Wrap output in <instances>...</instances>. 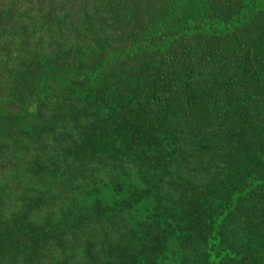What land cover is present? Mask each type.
<instances>
[{"label":"rangeland","instance_id":"374dc122","mask_svg":"<svg viewBox=\"0 0 264 264\" xmlns=\"http://www.w3.org/2000/svg\"><path fill=\"white\" fill-rule=\"evenodd\" d=\"M183 1L185 0H174L173 12L167 17L151 21H146L145 17L140 19L149 24L135 27L136 34L131 38H121L115 55L118 58L116 63L124 62L129 51L142 53L141 50L148 51L147 47H159L156 53L135 65L140 67L139 74L126 78L124 85L128 89H124L117 87V72L107 75L101 73L98 67L90 68L79 63L76 65L72 58L66 61L59 57L65 47L59 27L54 28V11L52 9V14L42 15L35 6L40 3L51 4V0H0V60L8 58L3 63L11 68L14 76V82L7 90L12 91L13 87L19 90L31 88L36 89L35 93H44L47 96L48 111H54L55 116L63 122L71 120L74 125L81 127L78 129L80 142L67 148L70 157L66 167L75 170L94 161L99 163L104 157L112 159L117 166L122 162L126 164L124 177L116 182L95 185L91 180L92 184L88 183L78 190L72 189L77 195L71 197L73 205L65 212L58 211L64 212L65 216L59 221L62 229L73 227L90 216L94 217L95 222L102 223L104 218L118 220L115 215H123L131 234L141 235L137 239L141 245H128L122 240L108 239L111 244L106 242L103 246V258L98 262L100 264H141L140 254L144 251L155 256L150 264H199L203 261L204 258L192 260V253L188 248L173 242L177 231L173 225L177 226L180 220L173 221L167 207L157 205L148 197L153 191L148 187L161 179V173L177 190L175 195L181 196L180 207L183 210H177L179 214L174 213L173 217H184L182 223L187 228L192 227L194 221L204 235L220 212L229 213L228 207L219 208L220 204L213 207V200L221 201L223 205L226 203L237 212L239 208L236 206L240 203L241 196H246L247 190L259 187L264 175L262 165L254 158L248 160L241 157L236 164H228L233 160L231 156L224 158L225 150L220 148L225 146L228 139L241 146L239 142H243L245 131L236 116V102L233 103L231 97L228 96L218 110L200 99V90L208 84L197 78L199 68L191 72L190 82L182 90L184 100H190V105L191 101H200L199 110L185 108L180 115L168 118L163 113L157 115L158 109H165L167 103L172 106L181 101V94L178 102L174 103H171L172 94H157L154 88L158 85L154 83L164 80L161 81V77L155 73H149L150 69L163 60L162 53L172 43L178 42L182 47L190 48L189 52L196 60L205 58L207 62L213 61V64L236 51L222 37V29L201 30L203 35L212 31L216 34L213 41L204 42L195 23L184 24L183 19L190 16L189 13L194 14L200 9L193 11L192 5L187 7ZM255 1L244 2L242 7ZM256 10L248 15L264 11L262 8ZM200 15L204 17L203 13ZM29 54L33 58L31 61ZM100 54L101 51L94 54L93 60L98 59ZM217 72L219 71L213 67V71L208 70L204 75L209 83H213V87L220 84ZM74 74L78 75L76 81ZM151 76H154L152 82L149 79ZM137 80H140L139 84ZM150 84L152 85L149 86ZM191 88L196 92L194 96H198L196 100L193 93L190 96ZM7 95V98L4 96L0 99L3 103L0 129L11 132L18 128L22 135L25 131L22 126H25L28 118L37 115L40 106L29 107L28 113L18 117L23 113L25 103L18 92L10 96V100V94ZM83 108L93 111V118L86 119L88 126L82 123ZM154 118L157 121L152 130L141 137L144 133L138 129ZM224 123L226 127L223 126ZM235 128L239 133L233 135ZM221 133L224 135L221 136ZM40 134L44 137L48 135L46 130ZM229 146L230 144L226 145ZM132 170L136 171L135 181L129 179ZM249 176L251 177L248 179ZM241 184L246 187L240 186ZM239 186L242 191L234 193ZM212 188L213 198L210 196ZM183 197L188 198L186 204ZM257 198L260 199L259 194ZM14 210L12 217L15 216L17 207ZM245 211L242 223L238 221L239 226L233 231L236 235H242L240 231L250 234L253 226L261 227L260 218L264 216L262 210L253 211L254 214L252 211L250 213L249 208ZM7 217L9 219L10 215ZM51 221L52 219L47 220L39 227V233L26 236L22 232L15 233L11 228L2 229L0 242L4 245L5 252L0 256V264H20L16 256L27 257L23 264H65L52 258L44 250L46 246L40 233L55 230L47 229ZM144 222L147 225L142 224ZM153 224H157L158 228L152 227ZM118 225L121 231L122 223L118 221ZM164 227L168 229L166 232H163ZM165 233L166 237L163 236ZM22 240L27 242L22 245ZM240 245L229 248V251L236 248L235 252L246 253L248 247ZM170 255L178 260L170 258ZM75 256V261L81 258L80 254ZM235 257L236 255L231 259L234 260Z\"/></svg>","mask_w":264,"mask_h":264},{"label":"trees","instance_id":"16d2710c","mask_svg":"<svg viewBox=\"0 0 264 264\" xmlns=\"http://www.w3.org/2000/svg\"><path fill=\"white\" fill-rule=\"evenodd\" d=\"M247 1L249 0L183 1L187 7L192 5L193 11L196 9L202 11L189 13L190 16L183 19L184 24L195 23L196 30L202 35L204 42L213 41L216 34L212 31L203 35L201 30L222 29V37L236 51L213 64V61L207 62L205 58L196 60L191 56L190 48H184L178 42H174L167 51L162 53L163 60L150 69L149 73H155L161 77V81L164 80V82L154 83L158 85L154 88L157 94H172L171 103L178 102L181 94V101L172 105L177 106L176 108L167 103L165 109H158L157 115L163 113L168 118L180 115L185 108L193 107L199 110L200 101L198 103L191 101L190 105V100L185 101L182 93L186 84L190 82L191 72L199 68L200 74L197 78L205 80L208 84L206 88L200 90V99L207 101L218 110L223 101L228 96L231 97V101L236 102L234 104V107L238 109L236 116L245 131L242 137L243 142H239L241 146L237 145L238 142L234 143L228 139L225 146L220 148L225 150L224 158L232 157L233 160L228 164H236L241 157L248 160L254 158L264 169V11L248 15L252 10L264 9V0H256L242 7V4ZM35 6L42 15L52 14V9L54 11V28L59 27L65 47V51L59 54L60 58L66 61L72 58L76 65L79 63L90 68L98 67L101 73L107 75L117 72V87L128 89L124 85L126 78H133L139 74L140 67L135 65L144 61L150 54L156 53L159 47L154 49L147 47L150 53L146 49L141 50L142 53L135 50L129 51L124 62L116 63L118 58L115 55L121 38L134 36L135 27L148 25L149 22L146 21L171 15L174 0H51V4L40 3ZM202 13L203 18L200 15ZM144 17L146 21L140 20ZM129 21L132 22L128 23ZM99 51L102 54L98 55L99 58L94 61L93 55ZM6 60L8 58L0 60V99L4 96L7 98V94H10V100V96L18 92L26 106L18 117L28 113L29 107L40 106V109L37 115L28 118L25 126H22L25 130L22 135L18 128L11 132H3L0 129V234L2 229L6 228L15 230V233H25V236L39 233V227L52 219L47 229L55 230L40 233L47 249L43 247L52 258L65 264H100L98 262L103 258V246L106 242L111 244L108 239L122 240L128 245H135V243L141 245L137 240L141 238V235L131 234V229L126 225L123 215H115L118 220L104 218L102 223L95 222L94 217L90 216L68 229L60 227L59 221L65 217L64 212L73 205L71 197L77 196L72 189L78 190L88 183L92 184V181L95 185L116 182L124 177L126 164L122 162L117 166L112 159L104 157L99 163L94 161L88 166L81 165L75 170L67 168L66 163L70 157L67 148L80 142L81 135L78 129L81 127L74 125L71 120L63 122L55 116L54 111H48L46 94L35 93L36 89L19 90L13 87L12 91H8V86L14 82V76L11 74V68L3 63ZM31 60L33 58L29 54V61ZM177 63H179L178 66ZM213 67L219 71L217 77L220 83L214 87L213 83H209L204 77L208 70L213 71ZM77 74H74V81L78 80ZM149 79L152 82L154 76ZM137 82L139 84L140 80ZM192 93L196 100L198 97L194 96L196 92L192 90L190 96ZM2 108L3 103L0 102V110ZM92 112L83 108L81 118L85 126L89 124L86 119L93 118ZM156 121V118L147 121L146 125L138 129L144 133L141 137L152 130ZM223 126L226 127V123ZM90 129L91 127L89 131ZM44 130L48 134L46 137L40 136ZM237 133L239 131L235 128L233 135ZM228 144L230 146L226 147ZM239 178L238 175L237 179ZM263 178L264 175L259 187L251 191L245 189L247 195L241 196V201L236 206L239 208L237 212H234L230 205L226 203L223 205V202L213 200V207L220 204L219 208L228 207L229 213L220 212L217 220L206 229L205 235L194 221H192V227L187 228L182 223L184 217L181 215L173 217V214L181 209V199H179L181 196L175 195L177 190L162 173L161 179L159 181L157 179L148 187L153 189L148 197L157 205L167 207L173 221L180 220L177 226L173 225L177 229L173 242L188 248L192 253V260L204 258L199 264H205V262L206 264H264V216L260 218L261 227L253 226L250 234L240 231L242 236L233 232L239 226L238 221L242 223L246 208L250 209V213L262 210L264 215ZM129 179L131 181L137 179L135 170L130 172ZM240 186L246 187L244 184ZM240 186L234 193L242 191L239 189ZM258 194L260 199L257 198ZM210 196L213 198V188ZM182 199L186 204L188 198ZM16 207V214L12 217ZM110 213L114 215L111 211ZM72 217L75 219V214ZM118 221L122 223L121 231ZM142 224L147 225V222ZM152 227L158 228V225L153 224ZM116 230L118 232H115ZM167 230L164 227L163 232ZM163 236L166 237V233ZM26 242L22 240L21 244L24 245ZM240 244L248 247L246 253L235 252L236 248L229 251V248ZM144 245L146 247V243ZM4 252V245L0 242V256ZM76 254L81 256L77 261H75ZM234 255L236 257L232 260ZM16 257L20 264H23L24 259L27 258ZM154 257L148 252H142L141 264H150ZM170 258L178 260L173 255H170ZM53 264L57 263L53 262Z\"/></svg>","mask_w":264,"mask_h":264}]
</instances>
